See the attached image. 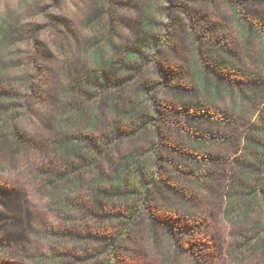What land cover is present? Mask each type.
Wrapping results in <instances>:
<instances>
[{"label":"rangeland","instance_id":"obj_1","mask_svg":"<svg viewBox=\"0 0 264 264\" xmlns=\"http://www.w3.org/2000/svg\"><path fill=\"white\" fill-rule=\"evenodd\" d=\"M148 9L156 21V36L161 41L158 52L152 47V39L148 40L142 58L137 61L140 69L119 71L124 82L120 90L115 86L88 89L80 95V103L95 108L102 105L108 94L121 93L120 104L126 108L148 86V94L142 98L145 116L141 113L139 120L151 118L153 124H149L153 126L134 133L139 122L136 117L115 113L105 104L102 121L96 127L90 129L83 121L75 127V133L106 139L104 146L113 163L102 165L109 174L123 156L147 148L152 142L153 130L161 136L163 154L181 159L182 154H188L193 162L181 160V167L202 168L201 171L193 168L200 176L189 177L188 181L195 190V201L186 215L190 224L197 226L189 238L202 244L212 264H236L228 249L233 242H240L242 236L254 235L263 211L259 204L241 221L230 220L224 212L231 178L236 180L237 176L233 163L248 160L250 150L246 147L245 133L249 127L241 124L236 113L240 103L238 93H229L224 88L213 96L198 89V67L206 69L208 64L223 59L220 46L214 40L216 34L207 30L210 25L222 23L229 29V43H238L239 27L234 9L227 2L0 0V87L22 89L24 76L33 77L39 94L33 95L31 108L19 114L20 123L27 134L47 145L59 134L57 119L65 69L69 66L75 72L88 63L87 54L95 50V45L90 43L92 37L101 35L110 26L114 49L104 43V56L106 59L125 57L126 46L146 38L143 29ZM245 12L264 19L263 5H248ZM97 13L105 27L95 26L93 19ZM2 19L10 26L6 33L1 28ZM212 77L216 79L215 75ZM181 87H195L197 98L192 99ZM192 101L197 104L185 113L184 107ZM246 105L241 104L244 111L249 109ZM112 125L119 127L120 132L112 131ZM216 132L223 137L214 142L207 139L206 136ZM65 161L63 155L40 148L22 151L11 159L0 147V264H48L41 260L57 251L68 254V264H91L86 258V261L80 258L95 251L97 242L92 238L80 241V238L112 232L106 221L84 222L75 227L62 223L41 183L42 173L59 169ZM206 170L213 174H207ZM90 178V175L84 177L83 189ZM109 186L110 183L105 185ZM108 210L116 212L117 208L109 205ZM147 230L143 224L138 231L131 264H160L161 242L150 240ZM57 231L61 233L62 243L48 238V234ZM261 248L246 257V264H264V247ZM182 264L189 262L184 260Z\"/></svg>","mask_w":264,"mask_h":264},{"label":"trees","instance_id":"obj_2","mask_svg":"<svg viewBox=\"0 0 264 264\" xmlns=\"http://www.w3.org/2000/svg\"><path fill=\"white\" fill-rule=\"evenodd\" d=\"M224 1L234 9L239 27L238 43H229V29L222 23L210 25L207 30L216 34L214 40L220 46L223 59L208 64L206 69L198 67V89L213 96L224 88L229 93H238L240 103L236 113L241 124L249 127L245 133L246 147L250 150L248 160L234 161V175L238 178H231V191L224 208L225 215L230 220L241 221L261 204L263 211L254 228V235L242 236L240 242H233L230 250L228 249L236 264H246V257L249 258L252 252L264 247V19H257L245 11L248 5L264 6V0ZM93 21L95 26L104 24L99 13ZM1 22L2 31L8 32L10 26L3 19ZM156 27V21L148 9L143 29L146 38L126 46L123 50L125 57L119 58L106 59L104 56V43L114 49L111 26L105 30L102 28L101 35L92 37L90 43L95 45V50L87 54L90 61L86 59L88 63L75 72L69 66L65 69L57 119L59 134L47 145L27 134L20 123L19 114H25L33 105V95L39 94L33 77L24 76L22 89L0 87V147L10 154L11 159L22 151L36 148L66 157L59 169L42 173L41 183L62 223L75 227L84 222L106 221L113 228L110 234H87L84 239L80 238V241L92 238L98 245L95 251L86 253L80 261H86V258L91 264H131L135 256L133 245L137 244L138 231L146 224L149 239L161 242L160 264H182L184 260L189 264H212L210 257L203 251L202 244L189 238L197 226L193 225L196 223L190 224L186 215L195 201V190L188 181L189 177L200 176L196 171H201L202 168L194 166V169L198 168L194 170L181 167V160L193 162L188 154H182V159L163 154L162 142L159 140L161 136L153 130L154 136L149 146L123 156L114 172L109 174L102 165L113 163L105 149L106 139L103 136L94 139L84 133H75V127L83 121L87 122L90 129L96 127L102 121V107L105 104L115 113L136 117L139 122L134 133L153 126L151 118L139 120L140 114L143 115L142 98L148 94V86L143 88L141 96L138 94L129 101L126 108L120 104L121 93L108 94L102 100V105L95 108L80 103V95L88 89H108L115 86L120 90L124 82L119 71L140 69L137 61L142 58L143 47L148 40L152 39V47L158 52L161 41L156 36ZM181 88L192 99L197 98L195 87ZM243 102L249 107L246 111L241 106ZM195 104L197 103L193 101L189 103L184 107V112L188 113L189 108ZM156 112L160 113L158 110ZM201 116L204 117V114H200ZM112 131L120 132V129L112 125ZM206 137L214 142L223 136L216 132ZM208 156L210 155H206ZM206 172L213 174L211 170ZM87 175L91 178L83 189L82 182ZM109 183L110 186L106 188L105 185ZM109 205L115 206L117 211H109ZM60 234L58 231L52 232L48 234V238L62 243ZM67 259L68 254L57 251L41 261L48 264H68Z\"/></svg>","mask_w":264,"mask_h":264}]
</instances>
